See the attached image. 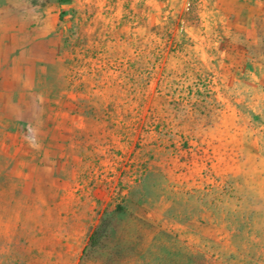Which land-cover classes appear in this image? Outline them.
Wrapping results in <instances>:
<instances>
[{
	"label": "rangeland",
	"instance_id": "rangeland-1",
	"mask_svg": "<svg viewBox=\"0 0 264 264\" xmlns=\"http://www.w3.org/2000/svg\"><path fill=\"white\" fill-rule=\"evenodd\" d=\"M58 29L0 104V264H79L117 206V264H264V0H72Z\"/></svg>",
	"mask_w": 264,
	"mask_h": 264
},
{
	"label": "crops",
	"instance_id": "crops-1",
	"mask_svg": "<svg viewBox=\"0 0 264 264\" xmlns=\"http://www.w3.org/2000/svg\"><path fill=\"white\" fill-rule=\"evenodd\" d=\"M56 0H0V104L15 100L16 88L33 87L35 64L55 55L60 40ZM57 45V44H56ZM38 54L40 57H38Z\"/></svg>",
	"mask_w": 264,
	"mask_h": 264
},
{
	"label": "trees",
	"instance_id": "trees-1",
	"mask_svg": "<svg viewBox=\"0 0 264 264\" xmlns=\"http://www.w3.org/2000/svg\"><path fill=\"white\" fill-rule=\"evenodd\" d=\"M60 4H67L72 0H56ZM63 16V10L59 13V19ZM67 42L65 38L63 44ZM149 73V72H148ZM123 209L117 206L109 210L105 208L97 222L89 233L84 245L79 264H87L98 261L100 264H117L122 258L127 257L135 246H129L124 241V229L121 227ZM162 231V230H161ZM163 236L169 237V233L162 231ZM160 245L167 249L169 260L167 264H186L188 255L185 250L177 245L171 246L169 240L160 242ZM172 247V248H171ZM149 248L138 244V254L145 253Z\"/></svg>",
	"mask_w": 264,
	"mask_h": 264
}]
</instances>
